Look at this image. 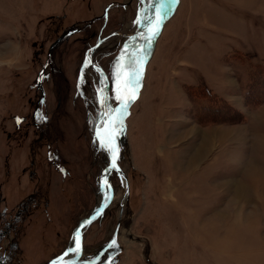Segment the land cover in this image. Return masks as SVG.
Wrapping results in <instances>:
<instances>
[{"label": "rangeland", "instance_id": "374dc122", "mask_svg": "<svg viewBox=\"0 0 264 264\" xmlns=\"http://www.w3.org/2000/svg\"><path fill=\"white\" fill-rule=\"evenodd\" d=\"M175 1L0 0V264L68 249L97 207L112 129V199L72 264H264V0ZM176 74L223 111L200 118L208 102L191 107L184 86L145 131L161 142H134L138 111L165 105L154 81Z\"/></svg>", "mask_w": 264, "mask_h": 264}, {"label": "crops", "instance_id": "0c3cea01", "mask_svg": "<svg viewBox=\"0 0 264 264\" xmlns=\"http://www.w3.org/2000/svg\"><path fill=\"white\" fill-rule=\"evenodd\" d=\"M179 65L181 67H184V61L179 60ZM179 66V67H180ZM186 68V67H184ZM188 68V67H187ZM228 78L230 76H227ZM155 82V86H154V92H153V96L155 98L158 99H164V101L162 102L164 105L163 108H155L152 105V101H149L148 105L146 107H142L138 112V120H136V129L132 130L133 132H135V134H133L135 136L134 142H155V140H150L149 139V134L147 135V133H150V130H156V123L154 122L155 120L158 121L159 119H155V116H160V115H166V111H175L173 110V108H168V105H172L173 102L176 100L175 99V95L177 94V96H182L185 95V90H184V86H191V87H198L199 83L197 81V79L192 78L191 76L188 77L187 75H183V74H176L174 76H161L158 80L154 81ZM158 84H162V87L157 88L158 86H156ZM165 86V90L163 91V93L161 94L160 91L161 89H164V85ZM248 84L249 81L246 82V80H244V82L241 83L240 85V91L241 94L240 96H238V101H242V99H245V96H247V90H248ZM181 98V97H180ZM183 99H185L183 97ZM189 100V99H188ZM155 102H157L155 100ZM191 103V102H190ZM196 103L194 100L191 103V107H193ZM180 110L185 109V106L182 107H178ZM169 109V110H168ZM155 124V128L154 125ZM147 133H146V132ZM156 142H161L156 141Z\"/></svg>", "mask_w": 264, "mask_h": 264}, {"label": "bare ground", "instance_id": "6f19581e", "mask_svg": "<svg viewBox=\"0 0 264 264\" xmlns=\"http://www.w3.org/2000/svg\"><path fill=\"white\" fill-rule=\"evenodd\" d=\"M174 2L176 3L175 0H174ZM174 5H175V4H174ZM171 13H172V11H171V9H170L169 12H167V14H166L165 16H162L161 18L157 19V24H156V26H155V28H154V31H155V32H156V30L159 28L160 23H163L164 20H165V19H166ZM152 42H153L152 39H150V40L148 41V46H147V49H148V50L151 48ZM138 73H139V71H137L136 76H135V77H136L135 79H137ZM133 84H134V83H133ZM136 97H137V88H135V90H134V93H133V99H132V100H134ZM132 100L127 101V102H124L123 104H120V105L118 106L116 112L112 115V117L115 118V116H116V114H117L118 112H121L120 115H121V117H122L123 114H124V112H125V109L128 108V106H129V104L131 103ZM118 114H119V113H118ZM122 119H123V117H122ZM107 132H108V133H107V134H108L107 143H108V147H109V150H110L111 158H113V156H114V136H115V135L120 136V135L122 134V132L117 134V133L115 132V130H113V129H112V132H110V131H108V130H107ZM115 133H116V134H115ZM111 151H112V154H111ZM111 171H112V170H107V171L105 172V177H106V178H108L109 173H110ZM101 178H102V180H101V183H102L101 187L103 188V189L101 188V192H103V193L100 192L101 196L98 197L99 199H98V201H97V207H96V209H95L91 214L96 213L97 211H99V209H100V208L102 207V205L108 200V198H109V196H110V193H109L110 190H109L108 186L106 185L103 176H102ZM105 188H106V190H107L106 194H105V192H104ZM87 224H88L87 220H85V219L82 220L81 223L79 224V228H80V230L83 231V228H84ZM78 241H79V230L76 229L75 232H74L73 238H72V240H71V242H70V245H69L68 249L74 247V246L78 243ZM79 250H80V249H77V250H75L74 252H72L71 254L66 255V256L63 257V258H55L54 260H52V262H51L50 264H72V263L77 259V257H79V255H80Z\"/></svg>", "mask_w": 264, "mask_h": 264}, {"label": "water", "instance_id": "95a60500", "mask_svg": "<svg viewBox=\"0 0 264 264\" xmlns=\"http://www.w3.org/2000/svg\"><path fill=\"white\" fill-rule=\"evenodd\" d=\"M162 29V23H160V28L159 30ZM145 66H146V59H143V62H142V70L140 72V74L138 75L137 77V83H140L143 79V74H144V69H145ZM135 84H133L131 86V89L129 91V94L126 96V98H124V100L122 101L121 104H123L124 102H127V101H130L133 99V93H134V90H135ZM116 112V111H115ZM122 121V120H121ZM119 156V136L118 135H115L114 136V156H113V159L112 161L110 162L108 168L103 172V178L105 180V183L107 186H109L108 182H107V178L105 177V172L107 170H112L113 168L116 167V162H117V158ZM109 188V187H108ZM110 190V189H109ZM111 199H112V194H111V191H110V196L108 198V200L102 205V207L99 209V211H97L96 213H93L91 214L88 218H86L85 220H87L88 223H91L92 221H94L96 218H98V216H100L103 211L109 206L110 202H111ZM77 230H79V241L78 243L72 247V248H69L67 249L62 255H60L58 258H63L65 257L66 255H69L71 254L72 252H74L75 250L79 249L81 247V240H82V231L80 230L79 226L77 227ZM51 263V262H50Z\"/></svg>", "mask_w": 264, "mask_h": 264}, {"label": "trees", "instance_id": "16d2710c", "mask_svg": "<svg viewBox=\"0 0 264 264\" xmlns=\"http://www.w3.org/2000/svg\"><path fill=\"white\" fill-rule=\"evenodd\" d=\"M252 88H253L252 85H248L247 95L251 94L250 92L253 91ZM187 90L189 91L190 96L192 97V99L194 101H196V100L207 101L206 95H204L203 92H201V89L188 86ZM198 90L200 92H198ZM207 102H208V105H206V107H200L199 110L197 111V112H199L200 118L204 117L206 114H212L213 112H218L220 110L223 111V108L221 107L219 101L215 100L213 97H212V99H208Z\"/></svg>", "mask_w": 264, "mask_h": 264}]
</instances>
